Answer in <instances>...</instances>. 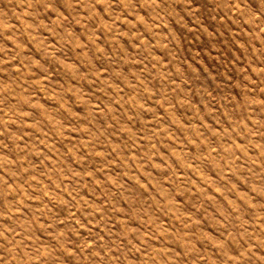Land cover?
I'll return each instance as SVG.
<instances>
[{"label": "rangeland", "instance_id": "374dc122", "mask_svg": "<svg viewBox=\"0 0 264 264\" xmlns=\"http://www.w3.org/2000/svg\"><path fill=\"white\" fill-rule=\"evenodd\" d=\"M0 264H264V0H0Z\"/></svg>", "mask_w": 264, "mask_h": 264}]
</instances>
